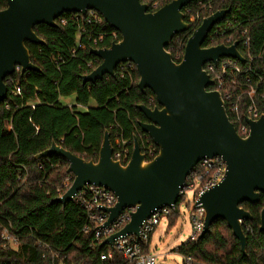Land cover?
Returning a JSON list of instances; mask_svg holds the SVG:
<instances>
[{"label":"trees","instance_id":"obj_1","mask_svg":"<svg viewBox=\"0 0 264 264\" xmlns=\"http://www.w3.org/2000/svg\"><path fill=\"white\" fill-rule=\"evenodd\" d=\"M141 1L151 5L154 0ZM170 1L160 0L159 7ZM200 1L211 0H194L183 8L190 28L176 34L166 47L173 59L181 61L189 37L205 17L228 9L224 19L208 34L204 46L237 41L245 58L242 70L253 80L262 77L264 85V0H214L209 11L200 10ZM6 6L7 0H0V10ZM65 17L66 23L58 18L57 26H35L36 34L46 44L26 42L32 62L39 70L26 73L20 70L6 78L9 95L0 103V264H134L114 247L97 241L96 226L82 231L86 213L79 204L55 200L73 182L74 176L67 172L69 162L58 155L39 159L35 156L56 142L73 154L97 161L105 132L110 134L113 146L121 139L130 141L132 151L135 137L142 145L145 133L139 124L147 121L137 105L154 108L159 104L150 89L141 91L138 87L136 69L117 68L115 77L106 75L95 83H84L82 76L101 62L92 54V48L110 47L121 40V34L117 32L114 37L115 29L106 22L94 25L87 23L86 16ZM100 35L103 40L95 43ZM213 35L215 39L211 41L209 36ZM247 39L249 44L244 46ZM244 76L235 78L242 81ZM15 85L19 86V93H14ZM227 92L235 98L242 91L239 86L227 85L221 93ZM71 96L75 97L73 103L63 102ZM248 104V96L241 95L240 121L226 105L238 132L245 123ZM179 202L168 217L169 226L179 216ZM241 206L252 215L251 220L243 222L246 254L223 220L214 222L202 237L185 241L175 250L191 257L192 264H264V233L259 230L264 194L258 204L245 202ZM4 228L17 235L16 249L4 246L1 237ZM39 240L59 250V259L53 261L44 256ZM150 242L151 236L143 245L145 252L149 251ZM107 252L112 253V259L103 262L101 254Z\"/></svg>","mask_w":264,"mask_h":264},{"label":"water","instance_id":"obj_2","mask_svg":"<svg viewBox=\"0 0 264 264\" xmlns=\"http://www.w3.org/2000/svg\"><path fill=\"white\" fill-rule=\"evenodd\" d=\"M192 1L172 0L151 11L149 4L141 0H7L6 8L0 10V103L9 95L6 78L17 67L22 73L39 70L26 45L46 44L36 34L35 26H57L56 20L66 14L86 16L89 10H95L121 34V40L110 47L92 48V54L101 62L82 76L83 82L95 83L106 75L115 77L121 63L131 62L139 74L138 87L141 91L150 89L160 106L137 105L147 119L140 122L141 131L158 147V154L150 161H146L137 137L129 162L124 165L115 160L108 132L97 161L73 154L56 142L35 156L39 159L58 155L69 162L67 172L74 179L66 192L55 199L57 202L73 201L87 184L115 193V205L102 208L108 213L104 227L112 224L126 207H136L131 220L102 244L113 245L120 236H139L143 223L152 214L179 202L180 190L195 165L206 157L221 156L227 165L223 179L196 202L205 212L200 237L214 222L223 220L246 254L243 222L251 220L252 215L241 204H258L264 194V116L246 120L250 130L244 137L230 120L221 91L209 89L215 82L204 69L207 62L217 64L222 57L245 62L237 41L204 46L208 34L224 19L228 9L202 20L189 37L180 62L166 49L176 34L190 28L183 8ZM259 230L264 233V207Z\"/></svg>","mask_w":264,"mask_h":264},{"label":"built area","instance_id":"obj_3","mask_svg":"<svg viewBox=\"0 0 264 264\" xmlns=\"http://www.w3.org/2000/svg\"><path fill=\"white\" fill-rule=\"evenodd\" d=\"M213 1L202 2L200 1V10L203 7H208L211 9L213 6ZM143 2V1H142ZM160 0H154L149 8L151 11L157 10L159 8ZM188 9L187 11H189ZM71 18L78 19L81 14H69ZM87 23L94 25H101L104 21L103 17L95 10H89L86 15ZM61 23H66L65 15L60 17ZM116 30L112 33L114 37L117 35ZM218 31H215L217 34ZM214 34V35H215ZM209 36L210 40L213 41L215 37ZM102 35L95 38L94 42H101ZM249 39L245 40L243 45L248 46ZM231 45V44H226ZM178 57V56H177ZM245 62H241L234 58L222 57L217 64L213 62H207L204 65V69L210 74L211 78L214 80V89L221 91L227 85H236L241 88L240 95H236L234 98L233 93L227 92L223 95L225 105H228L235 113L237 121L241 120L239 114V101L241 95H247L249 98V104L247 108V117L245 123L241 124L239 134L242 136H247L249 134V125L246 122L248 118L252 120H257L261 116H264V85L262 84V77H258L253 80L248 73H244L241 65ZM121 71H131L135 70V65L131 62L121 63L118 66ZM20 67H17L16 72L20 71ZM242 81L235 78V75H244ZM230 75H232L230 77ZM11 81V79H8ZM16 89L14 93H19V86L15 85ZM131 142L128 140L121 139L117 142V146H114L113 158L119 160L122 164H127L131 158L132 151L130 149ZM142 152L145 154L146 161L152 160L158 154V147L154 144L151 138L144 134L142 137ZM227 171V165L225 160L221 156H215L213 158H204L197 165H195L187 175L186 181L183 184L180 193L181 197L179 201L186 198L188 192L192 193V209L190 213L191 219V232L186 241H194L198 239L204 228L205 212L203 208L197 207L196 202L199 200L203 192L217 184L223 179ZM71 177L65 180L68 184ZM73 201L79 204L86 213V222L82 229L83 232L91 230L92 226H96L95 236L96 240H101L102 242L110 235L121 230L130 220L131 214L136 210L135 206L126 207L119 217L109 226L104 224L108 219V213L102 210V208H110L117 202V196L115 193L102 186H96L94 184H87L86 187L78 191L74 197ZM176 209V204L171 207H163L157 210L151 217L146 220L141 227V234L139 236L129 235L120 236L115 239L113 245L114 249L119 252L126 260L133 262L134 264H156L157 255L151 253L150 251L145 252L143 245L146 244L155 231L157 225L161 222L163 217H169L171 212ZM3 239V244L7 248L16 249L19 244V240L16 234L9 232L8 229L4 228L1 233ZM38 245L45 251V255L52 258L53 261L59 259V250L46 244L45 242L39 240ZM109 245V244H108ZM184 264H192L193 259L191 257H184ZM112 259V253H102L101 260L104 262L106 260Z\"/></svg>","mask_w":264,"mask_h":264},{"label":"rangeland","instance_id":"obj_4","mask_svg":"<svg viewBox=\"0 0 264 264\" xmlns=\"http://www.w3.org/2000/svg\"><path fill=\"white\" fill-rule=\"evenodd\" d=\"M202 10L209 11L208 7H203ZM74 98V96L64 98L63 102H74ZM192 198V193L188 192L186 198L180 200L179 216L174 225L169 226V218L163 217L152 233L149 251L157 255L156 264H184V255L175 248L185 242L190 235Z\"/></svg>","mask_w":264,"mask_h":264},{"label":"crops","instance_id":"obj_5","mask_svg":"<svg viewBox=\"0 0 264 264\" xmlns=\"http://www.w3.org/2000/svg\"><path fill=\"white\" fill-rule=\"evenodd\" d=\"M71 103H73V102H69V104H71Z\"/></svg>","mask_w":264,"mask_h":264}]
</instances>
